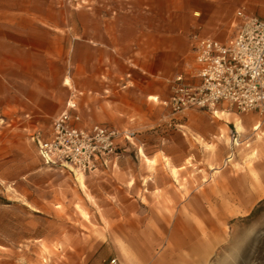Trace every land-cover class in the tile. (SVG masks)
<instances>
[{
  "label": "crops",
  "instance_id": "0c3cea01",
  "mask_svg": "<svg viewBox=\"0 0 264 264\" xmlns=\"http://www.w3.org/2000/svg\"><path fill=\"white\" fill-rule=\"evenodd\" d=\"M238 10L264 19V0H0L6 125L49 134L74 103L76 126L133 133L111 167L128 189L97 203L96 235L64 264H206L222 225L264 199V112L165 104L174 76L196 82L192 38L229 42ZM0 215V264H41L39 231Z\"/></svg>",
  "mask_w": 264,
  "mask_h": 264
},
{
  "label": "rangeland",
  "instance_id": "374dc122",
  "mask_svg": "<svg viewBox=\"0 0 264 264\" xmlns=\"http://www.w3.org/2000/svg\"><path fill=\"white\" fill-rule=\"evenodd\" d=\"M73 3L79 6L81 0ZM4 119L0 117V210L8 211L10 220L25 222L26 236H31L33 229L35 234L39 231L41 241L36 245L39 244L41 264H64L66 254L81 252L82 246L76 243L84 233L92 230L96 235L97 203H117L118 198H109L108 192L118 190L121 194L120 186L124 191L128 188L111 168L80 174L67 167L45 164L32 134L11 130ZM44 130L39 127L36 131L46 137ZM126 154L135 159L134 150ZM208 181L205 175L198 185ZM175 184L187 189L189 183ZM206 264H264V199L248 214L222 225Z\"/></svg>",
  "mask_w": 264,
  "mask_h": 264
},
{
  "label": "built area",
  "instance_id": "2783aa9c",
  "mask_svg": "<svg viewBox=\"0 0 264 264\" xmlns=\"http://www.w3.org/2000/svg\"><path fill=\"white\" fill-rule=\"evenodd\" d=\"M234 28L229 42L192 38L196 67L191 78L196 82L184 74L170 80L165 104L171 113L197 109L215 114L221 105L237 113L264 112V19L238 10ZM75 107L67 104L46 137L40 131L32 134L40 157L47 165L80 174L110 169L122 141H129L133 133L101 124L76 126L80 116L69 111Z\"/></svg>",
  "mask_w": 264,
  "mask_h": 264
}]
</instances>
